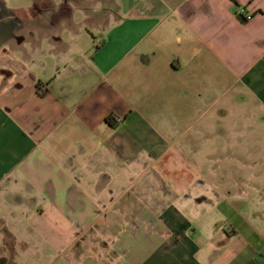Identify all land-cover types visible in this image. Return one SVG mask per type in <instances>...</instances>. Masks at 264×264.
<instances>
[{
	"label": "crops",
	"instance_id": "obj_1",
	"mask_svg": "<svg viewBox=\"0 0 264 264\" xmlns=\"http://www.w3.org/2000/svg\"><path fill=\"white\" fill-rule=\"evenodd\" d=\"M0 264H264V0H0Z\"/></svg>",
	"mask_w": 264,
	"mask_h": 264
},
{
	"label": "rangeland",
	"instance_id": "obj_2",
	"mask_svg": "<svg viewBox=\"0 0 264 264\" xmlns=\"http://www.w3.org/2000/svg\"><path fill=\"white\" fill-rule=\"evenodd\" d=\"M237 152H238V156L239 157H245V156H248V157H255V156H259L260 152H261V149H246V148H238L237 149ZM263 166H238V170H239V173H246V168H248L250 171L252 169L253 172L257 171L258 169H262ZM226 168H228V166H226Z\"/></svg>",
	"mask_w": 264,
	"mask_h": 264
},
{
	"label": "built area",
	"instance_id": "obj_3",
	"mask_svg": "<svg viewBox=\"0 0 264 264\" xmlns=\"http://www.w3.org/2000/svg\"><path fill=\"white\" fill-rule=\"evenodd\" d=\"M240 14L244 17L246 21L251 20L253 17V14H247L245 11H241Z\"/></svg>",
	"mask_w": 264,
	"mask_h": 264
},
{
	"label": "trees",
	"instance_id": "obj_4",
	"mask_svg": "<svg viewBox=\"0 0 264 264\" xmlns=\"http://www.w3.org/2000/svg\"><path fill=\"white\" fill-rule=\"evenodd\" d=\"M37 88L40 89V86L37 85ZM46 93V91L42 92V95H44ZM110 121V118L107 119V122Z\"/></svg>",
	"mask_w": 264,
	"mask_h": 264
}]
</instances>
